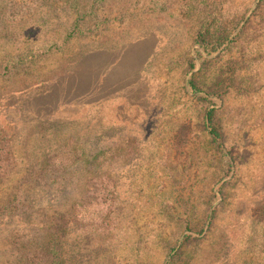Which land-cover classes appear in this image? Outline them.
I'll list each match as a JSON object with an SVG mask.
<instances>
[{
    "label": "rangeland",
    "instance_id": "374dc122",
    "mask_svg": "<svg viewBox=\"0 0 264 264\" xmlns=\"http://www.w3.org/2000/svg\"><path fill=\"white\" fill-rule=\"evenodd\" d=\"M261 1L77 0L76 11L62 0H0V76L7 78L0 79V133L9 171L0 180V264H19L18 249L40 247L45 229L89 186L108 183L117 185L111 221L73 225L65 264H264V23L254 20ZM241 15L256 30L192 71L204 22ZM76 24L82 33L71 38ZM131 45L140 62L122 85L75 108L58 109L56 95L40 109V94L81 58L97 51L115 58ZM235 60L247 94L231 84ZM194 73L198 96L210 103L190 90ZM214 107L228 146L239 151L226 177L205 130ZM68 146L82 148L84 158L41 178L48 159Z\"/></svg>",
    "mask_w": 264,
    "mask_h": 264
},
{
    "label": "trees",
    "instance_id": "16d2710c",
    "mask_svg": "<svg viewBox=\"0 0 264 264\" xmlns=\"http://www.w3.org/2000/svg\"><path fill=\"white\" fill-rule=\"evenodd\" d=\"M62 1L76 4L77 0ZM75 4L72 5L75 6L77 11L81 6ZM245 15L235 17V20L233 19L228 23L222 22V20L217 17L213 22H204L196 35V45H198L199 48L195 58H192L190 64L192 71L196 69L197 61L202 63L203 69L209 61L216 59L218 55L234 49L236 45L241 42H245L249 30H256L253 28L251 19L247 20ZM254 15V20L257 19L260 23H264V1L260 2ZM81 33L82 30H79V26L76 24L69 37H76ZM134 47L133 45L127 47L115 58H110V55L107 56L108 53L106 51H97L96 53L94 52L84 56L75 65V68L53 87L54 89H49L45 95L40 94V109L47 108L51 101L55 103L53 97H56V95H59V99L57 100V104L59 105L58 109L72 106L75 108L78 102L83 103L88 96L99 94L106 87L122 85L129 76L128 72L135 71L136 66L140 62V57L138 52L133 49ZM36 57L39 56H34V58ZM123 70L125 72L121 74L120 72ZM241 70L242 62H240V60L229 63L228 73L232 82L231 84L237 85L234 88L237 92L247 94L250 89L246 87L244 78L240 77ZM0 79L5 80L7 78L0 76ZM197 81V73H194L189 82V88L196 94V97L200 93ZM230 89L231 88L228 87L226 91ZM74 95L75 97L71 100L69 97ZM212 96L217 97V94H213ZM197 98L204 103H210V101H212L210 96L205 94ZM104 105L105 102H101L97 109L101 110ZM218 109L216 107L208 109L204 116V122L210 144L212 148L216 149V153L219 154L220 163L224 164L218 173L222 174V177H226L230 176L234 171L233 166H235V162L238 159L237 153L239 151L228 146V137L223 129ZM54 115L56 116V114ZM6 139L7 138L2 137L0 133V180L9 174V171L4 169L3 161L6 162L7 160L5 155H2L4 148L1 146V143ZM107 153H109V150L101 151L96 156V165L99 163L100 157L107 155ZM84 156L85 152L82 148L78 146L71 148L68 146L62 152H58L53 157H50L51 159H48L47 163L49 167L45 166L40 177L46 179L48 175L59 173L62 169L65 171L70 168L71 164L75 165L84 158ZM57 161L59 163L58 166ZM63 161L67 162L69 165L64 166L65 164ZM219 182L221 181L219 180L218 183ZM219 192L224 194V188L222 189V186H220ZM84 194L81 201L71 207L69 214L59 215L53 224L45 229L46 233L43 239L40 240V247L25 251L18 249L17 252H20H16L15 255L19 264H65L66 239L73 225L77 223H82L83 225L84 223L90 222H93L92 225L97 224V222H99V224H104L107 220L111 221L115 211L117 185H115V183H108L106 186H101L100 188L89 186ZM15 201L16 200H11L9 205H11V207L15 206L13 205L16 203ZM11 207L9 206L7 212L13 215L15 209ZM170 213L175 214L172 211ZM1 215H3V213Z\"/></svg>",
    "mask_w": 264,
    "mask_h": 264
}]
</instances>
